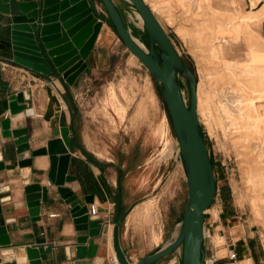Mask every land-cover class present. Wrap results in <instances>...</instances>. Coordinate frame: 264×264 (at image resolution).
Wrapping results in <instances>:
<instances>
[{
  "label": "rangeland",
  "instance_id": "1",
  "mask_svg": "<svg viewBox=\"0 0 264 264\" xmlns=\"http://www.w3.org/2000/svg\"><path fill=\"white\" fill-rule=\"evenodd\" d=\"M114 2L133 38L147 48L148 38L136 9L128 0ZM93 3L95 16L108 17L100 0ZM148 5L195 76L197 115L206 150L230 189L228 211L222 212L219 195L205 209L204 258L214 257L212 264L246 260L247 264H263L258 238L264 234V49L252 41L258 36L242 18L221 14L219 0H151ZM103 39L108 45L97 67L79 77L78 88L66 91L65 101L69 108L79 109V132L89 149L98 158L113 162L128 197L136 201L131 219L121 228L122 243L133 261L174 236L187 190L156 82L116 33L109 29ZM247 45L260 52L247 59ZM219 47L228 50L225 57L239 62L227 63ZM177 80L187 103V82L180 74ZM232 96L238 98V113L227 110ZM222 180L219 177L217 182ZM248 235L257 260L248 252L240 257L242 261L230 257L238 236ZM179 259L180 245L152 264H178Z\"/></svg>",
  "mask_w": 264,
  "mask_h": 264
},
{
  "label": "crops",
  "instance_id": "2",
  "mask_svg": "<svg viewBox=\"0 0 264 264\" xmlns=\"http://www.w3.org/2000/svg\"><path fill=\"white\" fill-rule=\"evenodd\" d=\"M93 1L89 0V4L91 5ZM219 1L223 5L221 14L242 18L243 24L258 36L253 37L252 41L264 49V0ZM93 4L98 10L102 7ZM12 5L11 11L19 12L17 5L15 3ZM99 17L102 18V23L84 59L86 66L71 83L65 79L63 71L56 69L50 58L46 69L38 62L14 54L12 47L0 48V121L9 116L11 129L20 128L27 133V148L17 151L15 137L3 136L0 124V160L10 163L19 157H31L29 165L0 169V204L10 240L9 243L0 245V264L9 260H15L16 264H28L31 258H39V264H111L110 257L115 258L112 226L117 209L126 212L123 218L119 219V237L121 246L129 258L122 243L121 228L123 223L126 224L131 219L136 201L128 197L126 185H122L121 179L118 183L113 162L98 158L89 149L78 127L79 109L69 108L65 101L67 98L65 92L78 88L79 77L91 74L97 67L95 63L102 55L103 47L108 45L103 35L107 34L109 29L116 33L109 25L107 17L101 14ZM11 34L10 16L0 14V39L9 40ZM234 35L237 38V32ZM52 43L57 44V40ZM244 49L247 59L250 54L260 52L249 45ZM227 51L219 47L220 56L224 59H228L225 57ZM229 59L232 62H239L237 59ZM18 91L28 94L23 99L25 107L11 113L9 107H4L2 102ZM72 96H75V93ZM27 108L32 111L27 113ZM65 127L67 140L63 134ZM83 148L92 153L98 161L87 157ZM29 182H37L47 188V199L40 200V204L35 207L36 213L31 212L25 198L24 185ZM58 186L67 187L69 191L76 193L77 197L66 203L57 189ZM86 194H92V202H85ZM78 202L87 205L88 213L89 205L91 203L96 205V213L94 215L89 213L91 223L85 225L74 223L69 208ZM51 212H55V215L50 216ZM232 226L239 228L237 224ZM84 233H88L86 241H77V235ZM263 235H259V246ZM37 237H44L45 240L37 241ZM247 237L238 236L237 239L242 240L241 256L248 252L252 259L250 253L255 252V245L251 236ZM90 238L93 239V244L88 247ZM248 240H251V247L248 246ZM39 246L49 247V250L39 252ZM87 251H93V254L90 255ZM19 256H25V259L19 261ZM243 259L239 258L238 261ZM248 261L242 264H247Z\"/></svg>",
  "mask_w": 264,
  "mask_h": 264
},
{
  "label": "water",
  "instance_id": "3",
  "mask_svg": "<svg viewBox=\"0 0 264 264\" xmlns=\"http://www.w3.org/2000/svg\"><path fill=\"white\" fill-rule=\"evenodd\" d=\"M104 5L110 21L126 47L141 61L157 84L166 105L173 135L183 168L186 183V202L174 236L165 244L159 245L144 253L139 259L131 261L119 237L117 213L112 226V246L120 264H150L159 257L171 252L180 245L178 264H204L203 253V218L214 192V177L211 163L205 146L203 134L199 128L196 110V79L185 61L175 50L162 24L159 22L149 5L143 0H128L142 18V25L148 36V47L144 48L127 28L123 16L114 0H100ZM15 3L19 12H12ZM0 14L11 18V38L0 39V48L12 47L14 54L31 59L48 69V59L56 69L63 71L65 79L71 83L75 76L84 69V60L89 53L102 20L94 15L89 0H0ZM57 40L53 45L52 41ZM155 47L157 49H155ZM44 59H46L44 61ZM72 63V64H71ZM177 74L184 76L188 87V102L182 95ZM27 95L18 91L3 99V106L9 107L14 113L25 107L23 101ZM29 108L26 112H31ZM1 134L13 135L18 145L17 151L27 148V133L24 129L10 128V117L0 121ZM67 128L63 134L66 137ZM21 144H25L21 147ZM31 163V157H19L10 163L0 160L1 168H13ZM66 203L74 200L77 195L67 187H57ZM27 206L31 212L40 200L47 199V188L37 182L24 185ZM85 202H92V194L84 196ZM74 223L85 225L91 223L87 205L75 203L69 208ZM86 227V226H84ZM88 233L78 234L77 241H86ZM37 237V241H44ZM5 220L0 204V245L9 243ZM89 246L93 244L90 238ZM49 247H38L39 252ZM88 252V251H87ZM90 255L92 252H88ZM1 260V258H0ZM39 258H31L28 264H39ZM2 264H16L15 260L4 261Z\"/></svg>",
  "mask_w": 264,
  "mask_h": 264
},
{
  "label": "trees",
  "instance_id": "4",
  "mask_svg": "<svg viewBox=\"0 0 264 264\" xmlns=\"http://www.w3.org/2000/svg\"><path fill=\"white\" fill-rule=\"evenodd\" d=\"M119 8V7H118ZM106 10V9H105ZM120 10V9H119ZM121 12V11H120ZM110 25L112 26V28L115 30V32L117 33L116 29L114 28V26L112 25L111 21H110V18L109 16L107 17ZM146 32V31H145ZM118 35V33H117ZM147 35V33H146ZM119 36V35H118ZM148 38V36H147ZM161 95V94H160ZM161 105H162V108L164 109L165 111V115L169 121V125H170V128H171V131H172V126H171V122H170V117H169V114H168V111H167V108H166V105L163 101V98L161 96ZM200 128V126H199ZM173 133V131H172ZM205 141V140H204ZM206 146V145H205ZM85 154L87 155V157H89L90 159H92L93 161L97 162L98 160L93 156L92 153H90L89 151H87L85 148H83ZM208 158H209V161L211 163V168H212V173H213V177H214V182H215V186H214V192H213V195H212V199L213 197L217 194L219 195L220 197V200L222 202V206H223V209H222V212H225V211H228L227 207L230 205L231 203V196H230V189H229V185L227 184L226 180L223 178V176L221 175V172L219 170H217V166H216V163L213 161V159L211 158V156L208 154ZM120 170V168H119ZM221 178L222 177V181L220 183L217 182V179L218 178ZM120 182V175L118 176V183ZM126 212L123 211V212H120V209H117V218H118V222H119V219H122L124 214ZM182 215L176 220V221H179L181 219ZM241 243H242V240L241 239H237L235 240L234 242V245H233V250H234V254L235 256H237V258H240L241 257V252H242V246H241ZM248 243V246L251 247V240H248L247 241ZM251 256L253 258L254 261L257 260V254H255L253 251H251ZM157 260V259H156ZM156 260H154L153 262H155ZM239 260V259H238ZM153 262H151L150 264H152Z\"/></svg>",
  "mask_w": 264,
  "mask_h": 264
},
{
  "label": "built area",
  "instance_id": "5",
  "mask_svg": "<svg viewBox=\"0 0 264 264\" xmlns=\"http://www.w3.org/2000/svg\"><path fill=\"white\" fill-rule=\"evenodd\" d=\"M144 2H146V0H143ZM147 3V2H146ZM148 4V3H147ZM100 10H102L103 11V8L102 7H100ZM26 93V92H25ZM27 96H28V94H26ZM217 195V194H216ZM96 205L95 204H93V203H91L90 205H89V207H88V211H89V213L91 214V215H94L95 213H96ZM49 215L50 216H53V215H55V212H51V213H49ZM237 217L238 218H240V215H237ZM239 225L240 226H242V222L240 221L239 222ZM204 228V227H203ZM203 231H204V229H203ZM260 247H261V253H262V261H264V235H263V237H262V240H261V242H260ZM234 252V251H233ZM229 256L230 257H232V256H235V254L234 253H230L229 254ZM110 260H111V264H120L118 261H117V259H115L114 258V256H111L110 257ZM204 260V264H212V261L214 260V257H212V258H209V259H206V258H204L203 259ZM264 264V263H263Z\"/></svg>",
  "mask_w": 264,
  "mask_h": 264
},
{
  "label": "bare ground",
  "instance_id": "6",
  "mask_svg": "<svg viewBox=\"0 0 264 264\" xmlns=\"http://www.w3.org/2000/svg\"><path fill=\"white\" fill-rule=\"evenodd\" d=\"M149 1L151 0H146V2L149 4ZM150 7V6H149ZM137 15L139 16V18L142 20L140 14L137 12ZM226 51V50H225ZM232 62V60H230L229 58L227 59V63H230ZM197 86V84H196ZM238 96V95H237ZM53 97V96H52ZM238 98L237 97H233L232 96V99H231V102H232V106L231 108H227V110L230 112V113H238L240 112L239 108H238ZM196 110H197V89H196ZM25 144H21V147H24ZM264 203V202H263ZM8 252V251H7ZM30 253H33V251H30ZM5 254V253H4ZM115 254V253H114ZM19 261H23L25 259V256H19L18 257ZM115 259H116V256H115ZM82 263V262H81Z\"/></svg>",
  "mask_w": 264,
  "mask_h": 264
},
{
  "label": "flooded vegetation",
  "instance_id": "7",
  "mask_svg": "<svg viewBox=\"0 0 264 264\" xmlns=\"http://www.w3.org/2000/svg\"><path fill=\"white\" fill-rule=\"evenodd\" d=\"M155 49H157V48L155 47Z\"/></svg>",
  "mask_w": 264,
  "mask_h": 264
}]
</instances>
